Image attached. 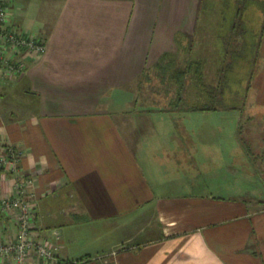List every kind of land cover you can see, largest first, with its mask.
<instances>
[{
  "label": "crops",
  "instance_id": "crops-1",
  "mask_svg": "<svg viewBox=\"0 0 264 264\" xmlns=\"http://www.w3.org/2000/svg\"><path fill=\"white\" fill-rule=\"evenodd\" d=\"M214 2L7 0L45 51L1 86L0 146L21 150L33 232L61 261L264 264V36L237 109L170 111L171 96L139 95ZM197 56L174 64L199 59L205 74ZM15 175L0 172V195Z\"/></svg>",
  "mask_w": 264,
  "mask_h": 264
},
{
  "label": "built area",
  "instance_id": "built-area-1",
  "mask_svg": "<svg viewBox=\"0 0 264 264\" xmlns=\"http://www.w3.org/2000/svg\"><path fill=\"white\" fill-rule=\"evenodd\" d=\"M44 51L41 37L18 27L12 21L7 0H0V89L6 80L25 71L28 59H38ZM20 154L12 144L0 146V172L16 173L12 191L0 195V264H28L31 258L43 264H65L66 260L58 259L33 232L34 202L28 191L32 178L18 172Z\"/></svg>",
  "mask_w": 264,
  "mask_h": 264
},
{
  "label": "trees",
  "instance_id": "trees-1",
  "mask_svg": "<svg viewBox=\"0 0 264 264\" xmlns=\"http://www.w3.org/2000/svg\"><path fill=\"white\" fill-rule=\"evenodd\" d=\"M235 26L233 24V31ZM257 41L240 39V48L232 51L231 59L221 62L214 85L205 82L201 60L189 59L183 68H179L174 64L173 54L163 53L155 68L159 82L171 96L168 110L211 111L241 107L255 66ZM223 51L226 54L228 50L223 48ZM142 76L145 81L149 80L147 72ZM65 264L69 261L66 260Z\"/></svg>",
  "mask_w": 264,
  "mask_h": 264
},
{
  "label": "rangeland",
  "instance_id": "rangeland-1",
  "mask_svg": "<svg viewBox=\"0 0 264 264\" xmlns=\"http://www.w3.org/2000/svg\"><path fill=\"white\" fill-rule=\"evenodd\" d=\"M220 1V3L214 2L213 4L204 3V8L195 9V13L197 12L196 14L199 20L198 25L195 27V36L192 32L194 26L192 27L188 24L185 26V33L187 37L186 40L189 42H186L184 38L181 39V37L178 36L177 39L175 38V42H171L170 46V52H178L176 57L174 56V58H176L175 62L178 65H182L184 60L189 57L199 58L197 54L199 55V53H202L204 58V76L205 80L208 79L209 81H212L214 79L213 77L216 78L215 71L217 68H220L222 65L221 62L231 59L232 51L240 48L238 46L240 45V39L242 37L248 40L258 39L260 46L261 39L264 36V10L259 7V3H248L245 8L240 10L237 9L238 3L235 0ZM190 11L194 12V10ZM233 24L236 25L234 31ZM242 31L244 32L242 33ZM239 36L241 37L238 38ZM179 42H181V45H179ZM188 43H193L194 50L187 47ZM223 48L228 50L226 54ZM154 84L155 87H153ZM159 84H161L159 79H154L153 77V82L147 85L148 90L141 87L139 95L144 96L147 95L146 93H149V95H155L156 97L164 95L170 96V94H167L168 89L166 90L164 85L162 86ZM244 98L246 99V94L243 100ZM243 107L245 106L243 105ZM203 122H205V120H203ZM126 247H130V245H124L122 248L124 249ZM84 259L87 258L83 256L76 260H83L80 262V264H83L85 262ZM101 259L108 260V256H103ZM106 260L101 264H110L108 261L106 262Z\"/></svg>",
  "mask_w": 264,
  "mask_h": 264
}]
</instances>
